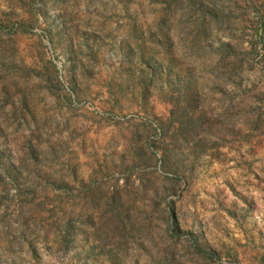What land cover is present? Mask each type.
Instances as JSON below:
<instances>
[{
	"label": "rangeland",
	"instance_id": "obj_1",
	"mask_svg": "<svg viewBox=\"0 0 264 264\" xmlns=\"http://www.w3.org/2000/svg\"><path fill=\"white\" fill-rule=\"evenodd\" d=\"M0 264H264V0H0Z\"/></svg>",
	"mask_w": 264,
	"mask_h": 264
}]
</instances>
